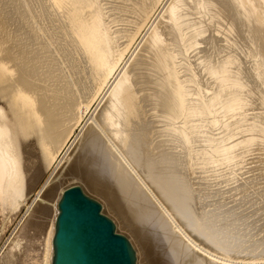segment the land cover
Segmentation results:
<instances>
[{
	"label": "bare ground",
	"instance_id": "bare-ground-1",
	"mask_svg": "<svg viewBox=\"0 0 264 264\" xmlns=\"http://www.w3.org/2000/svg\"><path fill=\"white\" fill-rule=\"evenodd\" d=\"M72 184L135 264H264V0H0V264Z\"/></svg>",
	"mask_w": 264,
	"mask_h": 264
},
{
	"label": "water",
	"instance_id": "water-1",
	"mask_svg": "<svg viewBox=\"0 0 264 264\" xmlns=\"http://www.w3.org/2000/svg\"><path fill=\"white\" fill-rule=\"evenodd\" d=\"M51 245L50 264H135L127 237L78 184L65 187L57 201Z\"/></svg>",
	"mask_w": 264,
	"mask_h": 264
},
{
	"label": "rangeland",
	"instance_id": "rangeland-1",
	"mask_svg": "<svg viewBox=\"0 0 264 264\" xmlns=\"http://www.w3.org/2000/svg\"><path fill=\"white\" fill-rule=\"evenodd\" d=\"M48 175V174H47ZM72 183V182H71ZM90 196V195H89ZM91 197H93V196H91ZM95 200H97L99 203H100V206L102 207V202L99 200V199H97V198H95V197H93ZM102 212V211H101ZM103 213V212H102ZM105 215H107L106 213H104ZM112 221H113V219L109 216V215H107ZM113 223L115 224V222L113 221ZM116 226V225H115ZM125 227V226H124ZM119 232V231H118ZM121 233V232H120ZM123 234V233H122ZM5 239L6 238H3L1 241H0V253H2V251H3V249H4V246H5V244H4V241H5ZM128 239V238H127ZM130 242V241H129ZM14 264H20L18 261L17 262H15Z\"/></svg>",
	"mask_w": 264,
	"mask_h": 264
}]
</instances>
